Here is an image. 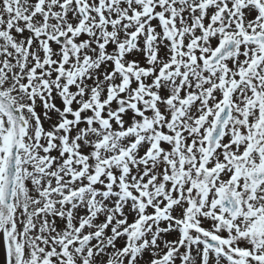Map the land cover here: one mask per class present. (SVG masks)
<instances>
[{"label": "snow or ice", "instance_id": "obj_1", "mask_svg": "<svg viewBox=\"0 0 264 264\" xmlns=\"http://www.w3.org/2000/svg\"><path fill=\"white\" fill-rule=\"evenodd\" d=\"M0 264H264V0H0Z\"/></svg>", "mask_w": 264, "mask_h": 264}]
</instances>
